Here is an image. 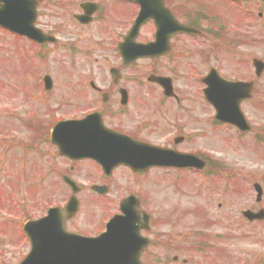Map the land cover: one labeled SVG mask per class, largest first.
I'll use <instances>...</instances> for the list:
<instances>
[{"label": "flooded vegetation", "instance_id": "af4514ba", "mask_svg": "<svg viewBox=\"0 0 264 264\" xmlns=\"http://www.w3.org/2000/svg\"><path fill=\"white\" fill-rule=\"evenodd\" d=\"M36 1L35 27L55 37V42L40 43L4 30L21 42V59L36 67L32 72L21 68L22 78L33 81L23 90L24 98L31 105L24 122L32 134V148L49 144L50 149L57 151L51 142L53 129L59 122L73 120L77 146L85 150L112 147L114 152L125 149L129 157L138 158L154 155L158 148L197 154L192 146L194 140L206 134L199 125L207 124L210 128L213 122L227 127L214 119L215 110L205 98V91L224 89V80L252 81L255 85L256 79L259 82L264 77V72L257 77L251 53H239L243 47L250 46L257 34L250 29L258 28L264 34L262 0ZM230 6L240 10L234 18L228 11ZM139 45L149 47L147 57L137 56ZM61 51L69 53L71 61V79L65 81L43 69L44 59L59 56ZM237 62L242 69L237 68ZM47 75L51 77L49 90L45 83ZM56 90L61 97L53 99L58 102L53 107L48 101L55 97ZM254 92L255 87L253 97L242 103L244 112V106L254 99ZM194 99L200 103V111L207 114L204 120L194 116ZM14 117L18 119L16 113ZM261 136L264 133L258 134ZM58 157L67 165V172L61 173L60 180L72 178L79 184L76 174L81 167H87L91 185L107 189L102 196L91 193L104 199L107 205L111 203L109 198L117 176L123 172L140 183L155 172L190 171L155 165L142 172L123 165L106 176L92 156L79 160ZM63 184L69 194L61 206L66 205L72 194L71 188ZM79 185L81 206L84 187ZM128 195L135 198L132 209L137 223L145 224L146 216L151 219L150 235L157 223L168 222V216L156 217L148 208L153 200L151 187L136 186L119 197L118 203ZM76 218L66 221L68 229L86 234L85 229L76 227ZM197 236L199 239L193 242V247L200 251L205 240L202 234ZM150 240L146 255L156 246L174 247L170 240L153 237ZM176 249L183 250L181 246ZM173 260L178 262V256Z\"/></svg>", "mask_w": 264, "mask_h": 264}, {"label": "rangeland", "instance_id": "374dc122", "mask_svg": "<svg viewBox=\"0 0 264 264\" xmlns=\"http://www.w3.org/2000/svg\"><path fill=\"white\" fill-rule=\"evenodd\" d=\"M228 11L234 18L240 10L230 6ZM254 16L257 17V12ZM250 31L257 34L250 46L243 47L239 53L248 52L252 59L258 57L264 61V34L258 28ZM20 44L16 37L0 28V264H19L23 260L29 250L22 231L25 220L43 214L49 205L64 202L69 194L59 179L63 171L67 172L66 162L49 144L31 148L32 134L19 119L27 118L31 108L23 90L33 82L22 78L21 68L32 72L35 67L21 59ZM70 63L69 53L61 51L59 56L44 59L43 69L65 81L71 79ZM237 63V68L242 69ZM258 85L254 99L244 106L256 128L254 133L239 137L230 127L221 131V126L212 122L214 133L207 124L199 125L206 134L194 140L193 149L204 153L214 167L221 168L220 172L212 168L207 172L190 170L184 174L155 172L140 183L123 172L117 176L109 198L111 203L107 205L104 199L90 200L91 179L86 175L87 167H81L76 177L87 190L80 196L84 201L76 227L91 233L100 230L103 222L116 211L119 197L136 186H148L153 197L148 208L156 217H169L167 223H157L149 235L170 240L174 247L149 249L143 257L144 264H185L182 259L189 260V264H264V221L251 223L242 215L243 210L264 206V199L261 204L256 202L254 190L256 182L264 186V144L252 138L264 132V77ZM59 97L61 94L56 90L48 104L58 106L53 99ZM195 100L194 116L204 120L207 114L200 111V103ZM21 207L25 209L21 211ZM198 232L204 234L202 237L213 250L207 253L208 250L190 249L199 239L194 235ZM176 246L183 250H177ZM176 255L178 262L173 260Z\"/></svg>", "mask_w": 264, "mask_h": 264}, {"label": "water", "instance_id": "95a60500", "mask_svg": "<svg viewBox=\"0 0 264 264\" xmlns=\"http://www.w3.org/2000/svg\"><path fill=\"white\" fill-rule=\"evenodd\" d=\"M5 6L0 7V25L13 32H25L27 36H32L35 17V4H22L21 0H3ZM29 29V30H28ZM31 31V32H30ZM140 55L148 53L147 47L139 49ZM213 105L218 110L217 118L225 122H231L240 129L245 130L246 120L240 110V101L220 100L212 97ZM72 123H68L70 125ZM67 125V126H68ZM71 127V126H69ZM71 134L67 133L62 138L54 140L58 143L60 153L65 156H78L81 149L76 147L71 140ZM98 157H106L97 155ZM167 159L174 161L168 165H199L202 161L191 156L166 155ZM194 159V160H191ZM105 169L109 168L110 163L104 162ZM75 201V200H74ZM76 201L67 208L69 216L76 211ZM52 216L48 219L37 222V225L28 223L27 231L32 238V250L25 260L19 264H140L142 245L144 244L139 237V227H135L128 222L117 225L115 218L108 225V230L101 236L90 238L81 237L76 234L68 235L61 230L58 232L52 219L56 216L57 209L49 212ZM61 213V212H59ZM251 221L254 219H264V212L252 214L244 212ZM131 225V226H129ZM44 235H42V233ZM57 234V238L53 236ZM67 234L68 237L65 235ZM58 235L61 237L59 238ZM146 242V241H145ZM45 246H44V245Z\"/></svg>", "mask_w": 264, "mask_h": 264}]
</instances>
